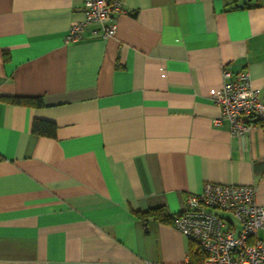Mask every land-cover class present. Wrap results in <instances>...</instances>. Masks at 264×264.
<instances>
[{
    "label": "crops",
    "instance_id": "1",
    "mask_svg": "<svg viewBox=\"0 0 264 264\" xmlns=\"http://www.w3.org/2000/svg\"><path fill=\"white\" fill-rule=\"evenodd\" d=\"M115 33L82 0H0V264H189L171 222L206 183L264 204V125L215 119L222 73L264 101V0H120ZM55 124L54 136L33 132Z\"/></svg>",
    "mask_w": 264,
    "mask_h": 264
},
{
    "label": "built area",
    "instance_id": "2",
    "mask_svg": "<svg viewBox=\"0 0 264 264\" xmlns=\"http://www.w3.org/2000/svg\"><path fill=\"white\" fill-rule=\"evenodd\" d=\"M84 19L73 21L67 40L80 38L83 25L98 23L105 36L115 33L112 16L122 13L120 0H82ZM220 108L215 122L229 121L233 136L264 125V101L247 71L224 69L220 91L214 97ZM172 224L202 252V264H264V204L255 199L252 185L206 183L189 194Z\"/></svg>",
    "mask_w": 264,
    "mask_h": 264
},
{
    "label": "trees",
    "instance_id": "3",
    "mask_svg": "<svg viewBox=\"0 0 264 264\" xmlns=\"http://www.w3.org/2000/svg\"><path fill=\"white\" fill-rule=\"evenodd\" d=\"M0 100L11 104H25L42 106L43 102L40 97H22V96H0ZM55 124L49 121L34 120L32 130L35 133L43 134L46 136H54ZM137 215L142 219L153 218L166 223H172L174 215L169 214L164 207L149 209L145 212H137ZM191 245V261L189 264H202L204 255L202 252L194 251L193 244Z\"/></svg>",
    "mask_w": 264,
    "mask_h": 264
}]
</instances>
